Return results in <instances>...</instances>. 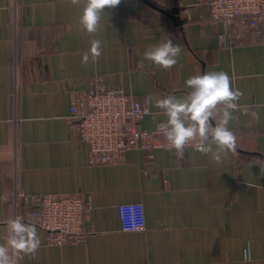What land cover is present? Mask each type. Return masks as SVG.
<instances>
[{
  "label": "crops",
  "instance_id": "0c3cea01",
  "mask_svg": "<svg viewBox=\"0 0 264 264\" xmlns=\"http://www.w3.org/2000/svg\"><path fill=\"white\" fill-rule=\"evenodd\" d=\"M150 2L178 5L183 26L144 0H122L89 36L78 24L81 6L71 0H0V243L6 222L27 210L7 200L18 188L78 195L92 207L78 243L48 246L47 232L33 224L41 246L32 256L17 254L16 264H245L249 242L247 264H264V176L257 165L264 163V25L261 36L227 46L220 35L240 29L238 21L212 22L197 0ZM167 36L181 54L164 70L143 54ZM93 38L101 41V57L82 65ZM209 71L227 72L244 93L237 103L249 109L230 122L237 151L221 164L193 147L183 158L158 149L150 162L130 150L122 165L89 164V145L69 118L73 98L92 77L147 105L141 127L152 129L167 119L155 100L183 96L189 76ZM132 202L145 206L144 231L122 230L118 206Z\"/></svg>",
  "mask_w": 264,
  "mask_h": 264
},
{
  "label": "built area",
  "instance_id": "2783aa9c",
  "mask_svg": "<svg viewBox=\"0 0 264 264\" xmlns=\"http://www.w3.org/2000/svg\"><path fill=\"white\" fill-rule=\"evenodd\" d=\"M209 7L211 21H224L240 29L220 35L222 44L232 46L248 36H261L264 25V0H197ZM90 88L79 92L71 102L70 124L90 148L89 164L122 165L130 150L146 153L148 160L158 149H167L164 137L156 130L141 127L150 108L135 100L122 87H108L101 76L90 80ZM191 147V146H188ZM186 147V148H188ZM152 169L148 167L145 171ZM15 210L26 207L22 216L47 232L48 246L78 243L88 234L84 229L92 211L88 201L72 194H27L16 189L14 198L7 197ZM32 205L29 206V203ZM124 232L146 229V210L141 202L123 203L118 206Z\"/></svg>",
  "mask_w": 264,
  "mask_h": 264
},
{
  "label": "clouds",
  "instance_id": "9594fccd",
  "mask_svg": "<svg viewBox=\"0 0 264 264\" xmlns=\"http://www.w3.org/2000/svg\"><path fill=\"white\" fill-rule=\"evenodd\" d=\"M122 0H71L81 6L78 24L84 33H97L106 9H114ZM102 54L99 39H91L90 47L82 55L81 64L96 63ZM181 54L179 44L167 36L155 45L147 47L143 59L161 69H171L178 64ZM188 89L183 96L169 94L155 100V107L162 110L167 119L156 124V130L167 141L169 150H174L178 158H183L185 148L191 146L204 156H209L216 164H221L230 153L237 151V139L230 130V122L239 120L235 115L249 114L247 106L241 109L237 103L244 93L233 87V78L224 71H209L191 75L185 81ZM259 120L258 113L252 112ZM259 175L264 176V163L257 164ZM7 234L0 243V264H16L17 254L34 255L41 246L37 228L25 222L22 216H15L7 222ZM252 244L248 243L243 253L245 264L251 259Z\"/></svg>",
  "mask_w": 264,
  "mask_h": 264
},
{
  "label": "water",
  "instance_id": "95a60500",
  "mask_svg": "<svg viewBox=\"0 0 264 264\" xmlns=\"http://www.w3.org/2000/svg\"><path fill=\"white\" fill-rule=\"evenodd\" d=\"M147 4H149L150 6H152L153 8H155L156 10L162 12L163 14H165L166 16H168L177 26L182 27L184 24V20L181 18L180 13H181V8L178 5H175L173 8L171 9H165L162 8L161 6H158L152 2H150V0H144Z\"/></svg>",
  "mask_w": 264,
  "mask_h": 264
}]
</instances>
